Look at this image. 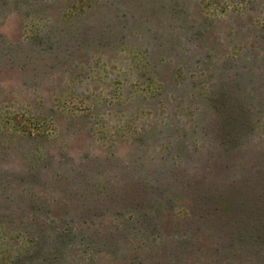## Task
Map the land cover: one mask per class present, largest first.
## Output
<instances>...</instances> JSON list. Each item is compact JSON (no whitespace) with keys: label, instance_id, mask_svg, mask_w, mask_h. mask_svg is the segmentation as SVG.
I'll use <instances>...</instances> for the list:
<instances>
[{"label":"rangeland","instance_id":"rangeland-1","mask_svg":"<svg viewBox=\"0 0 264 264\" xmlns=\"http://www.w3.org/2000/svg\"><path fill=\"white\" fill-rule=\"evenodd\" d=\"M263 167L264 0H0V264H264L190 184Z\"/></svg>","mask_w":264,"mask_h":264},{"label":"trees","instance_id":"trees-1","mask_svg":"<svg viewBox=\"0 0 264 264\" xmlns=\"http://www.w3.org/2000/svg\"><path fill=\"white\" fill-rule=\"evenodd\" d=\"M223 99L225 100V98ZM235 105L238 107V103ZM225 111L226 114H230L234 109H226ZM224 120L226 121V119ZM232 121L234 124V130L231 133H228L227 138H230L231 143L229 144V148L231 150H233L234 139H242L241 143H243L244 139L247 138L245 135L246 130L238 133L235 128V126H237L243 130L246 120L242 118L241 115H235L232 117ZM233 124L231 121L229 122V125ZM224 131L229 132V129H224ZM256 171L259 172V170ZM261 172L262 173H258L259 175H253L258 181L254 187L248 184L246 176L228 180L224 187H222V185L220 187L218 183L216 184L214 182V180H209L206 187L202 186L200 185V181L202 180L198 178L190 183L193 190L192 194L194 195L198 206V210H196L198 214L192 215L196 217L195 220L197 221L193 220V223H199V225L202 226L199 229V231L202 232L200 237H209L212 233L223 230L225 233L227 232L228 235L224 234V232L222 235L229 236L228 231L233 229V231L230 232V234L233 235L232 240L234 238L232 243L231 241L228 242L229 237L227 238V242H216V245H218L216 248L211 246L203 247L204 249H207L205 253H208L211 250H213L214 253H218V251L221 250L223 253L228 254L227 251L229 249L232 251L230 253H233L235 249H240L242 247L245 249L253 248V246H255L257 254L254 253V255L260 258L263 257V255H259L257 250L261 244H264V170ZM145 193L147 195V191ZM146 195H144V197ZM159 205L165 208V205L163 206L162 203ZM134 206L141 207L142 205L135 203ZM155 211V214H153L154 218L152 219L155 220V222L158 221L157 223H160V220H164V218L159 217L161 213L157 212L158 207L155 208ZM145 221L146 223L150 222L148 220ZM190 223H192V221ZM196 250L197 248H195V251ZM191 251L193 250L190 249L187 253H190Z\"/></svg>","mask_w":264,"mask_h":264}]
</instances>
